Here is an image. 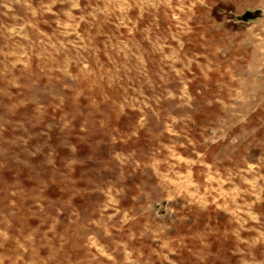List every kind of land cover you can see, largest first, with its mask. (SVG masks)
I'll return each instance as SVG.
<instances>
[{
    "label": "rangeland",
    "instance_id": "374dc122",
    "mask_svg": "<svg viewBox=\"0 0 264 264\" xmlns=\"http://www.w3.org/2000/svg\"><path fill=\"white\" fill-rule=\"evenodd\" d=\"M253 1L0 0V264H264Z\"/></svg>",
    "mask_w": 264,
    "mask_h": 264
},
{
    "label": "crops",
    "instance_id": "0c3cea01",
    "mask_svg": "<svg viewBox=\"0 0 264 264\" xmlns=\"http://www.w3.org/2000/svg\"><path fill=\"white\" fill-rule=\"evenodd\" d=\"M263 2L264 0H256L254 4L261 5ZM254 26L246 27V32L241 35L243 38L236 40L237 45L242 47L241 49L244 50L243 52H239V50H237V55L244 59V61H247L248 68L253 75L255 72H262V78H264V25L261 24L259 27H256V25ZM247 42L248 44H246ZM245 47H247L249 51L245 52ZM247 80H249L250 83V88H247V96L257 95L258 91H260L257 90L258 86H260L259 81H264V79L257 80L255 76H250ZM258 95L259 98L257 99V102H260V93ZM250 106H257L256 109H253V111H257L258 107H261L262 105L260 103H255L254 99L253 103L248 105L247 108L242 111L249 112L251 108Z\"/></svg>",
    "mask_w": 264,
    "mask_h": 264
},
{
    "label": "water",
    "instance_id": "95a60500",
    "mask_svg": "<svg viewBox=\"0 0 264 264\" xmlns=\"http://www.w3.org/2000/svg\"><path fill=\"white\" fill-rule=\"evenodd\" d=\"M247 14H248V15H250V13H249V12H247Z\"/></svg>",
    "mask_w": 264,
    "mask_h": 264
}]
</instances>
